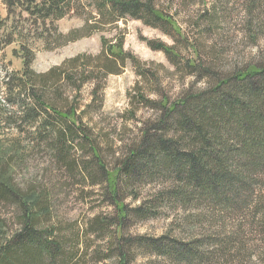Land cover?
I'll return each mask as SVG.
<instances>
[{
  "label": "rangeland",
  "instance_id": "1",
  "mask_svg": "<svg viewBox=\"0 0 264 264\" xmlns=\"http://www.w3.org/2000/svg\"><path fill=\"white\" fill-rule=\"evenodd\" d=\"M155 2L178 23L182 36L164 22L155 27L131 17L53 50L32 32L28 46L35 75L77 54H98L102 36L124 35L125 50L138 60H127L120 74L107 78L97 72L79 91L71 83L58 89L55 81L42 89L40 79L42 100L55 111L75 110L81 119L82 130L70 134L65 144L58 139V115L39 107L35 113L36 101L26 99L18 86L25 68L19 42L0 51V168L6 158L14 188L38 198L35 224L54 233L61 246L55 264H122L124 254L125 264H264V171L249 177L243 172L227 201L198 196L170 175L136 185L120 176L117 195L108 186L106 173L139 142L145 124L161 115L162 100L200 91L247 66H264V0ZM0 12L6 16L1 0ZM84 12L57 21L59 29L66 34L83 27ZM150 41L174 45L179 63L173 65ZM193 60L201 65L197 70L187 65ZM204 67L212 68L211 75H203ZM181 188H186L185 198L160 201L162 192ZM122 204L129 210L125 219ZM140 206L153 215L143 218L133 211ZM23 213L19 198L0 200V244L23 226ZM150 242L165 252L150 248ZM185 248L192 251L182 250L177 257L176 251Z\"/></svg>",
  "mask_w": 264,
  "mask_h": 264
},
{
  "label": "trees",
  "instance_id": "2",
  "mask_svg": "<svg viewBox=\"0 0 264 264\" xmlns=\"http://www.w3.org/2000/svg\"><path fill=\"white\" fill-rule=\"evenodd\" d=\"M1 1L6 8V16L0 12V51L19 42L25 68L18 86L25 92L26 99L34 98L36 101L35 113L39 107L58 115L56 117L61 121L58 139L61 144H65L70 134L82 130L81 119L75 110L55 111L52 103L42 100L38 94L40 79L44 84L42 89L55 81L58 89L71 83L79 91L85 82L95 79L97 72L107 78L111 74H120L127 60L137 63L138 60L125 50L124 35L112 40L102 36L103 48L98 54L80 53L46 73L35 75L30 68L34 56L28 46V40L33 38L32 32L34 37L43 39L49 50L89 36L101 30L102 26L116 24L126 17L140 19L155 27L164 22L177 34L183 35L178 23L161 10L155 0ZM85 6L95 10L87 11ZM83 11H86L83 27L66 34L59 29L57 21L69 14L83 17ZM149 45L165 52L173 65L179 63L181 54L174 45L164 41H150ZM189 45L197 51L194 43ZM195 60L187 62V65L197 70L201 65ZM202 71L203 75H211L212 68L204 67ZM77 79L80 83L76 82ZM160 106L161 115L145 124L139 142L130 146L114 171L106 173L112 194H118L120 176L136 185L148 178L170 175L179 184L193 189L198 196L227 201V196L236 192L243 172H247L246 177H249V173L253 175V172L264 171V66H247L234 76L218 79L200 91L188 90L172 102L164 99ZM35 115L28 112V116L36 118ZM90 144L95 147L94 141ZM6 161V158L2 160L0 168V200L19 198L24 220L23 226L0 244V264H55V259L60 256V243L54 238V233L37 228L34 208L38 198L32 199L31 195L21 194L14 188L10 176L6 175ZM186 188L162 192L160 201L185 198ZM128 211L122 204V219L128 216ZM133 211L143 218L153 215L142 206ZM149 247L165 252L157 242H150ZM182 250L192 251L187 248L178 250L175 253L177 257L183 255ZM126 259L124 254L122 264L126 263Z\"/></svg>",
  "mask_w": 264,
  "mask_h": 264
}]
</instances>
